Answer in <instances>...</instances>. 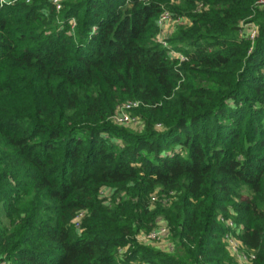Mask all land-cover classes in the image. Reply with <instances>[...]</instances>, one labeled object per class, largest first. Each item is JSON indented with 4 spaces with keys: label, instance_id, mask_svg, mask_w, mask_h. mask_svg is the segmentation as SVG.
Returning <instances> with one entry per match:
<instances>
[{
    "label": "trees",
    "instance_id": "trees-1",
    "mask_svg": "<svg viewBox=\"0 0 264 264\" xmlns=\"http://www.w3.org/2000/svg\"><path fill=\"white\" fill-rule=\"evenodd\" d=\"M60 6L0 0V264H264V2Z\"/></svg>",
    "mask_w": 264,
    "mask_h": 264
},
{
    "label": "built area",
    "instance_id": "built-area-1",
    "mask_svg": "<svg viewBox=\"0 0 264 264\" xmlns=\"http://www.w3.org/2000/svg\"><path fill=\"white\" fill-rule=\"evenodd\" d=\"M4 0H2L3 2ZM27 2H30L31 0H26ZM62 0H54L55 3L58 4V9H60V2ZM260 3L264 2V0H259ZM172 15L169 12L163 13L161 19H160V26L162 29V33L158 36V41L163 43L165 47L168 46V43H166V28L167 25L173 21ZM182 21L181 18H178L174 20V24ZM73 27L75 26V20L73 19L71 21ZM165 32V33H164ZM248 32L250 33V37L254 38L257 34V29L254 27H251L248 29ZM170 56L173 58L179 59L180 61H184L185 55L183 53L175 50L170 49L169 51ZM140 107V103L138 102H129L127 104H124L123 106L119 107L117 113L112 118V121L118 125H123L127 127H139L140 126V119L133 115V111L138 109ZM227 227L229 228V232L224 236V242L226 244V248L228 252L230 253L231 257L235 258L240 264H252V262L255 260V255L252 253L246 252L242 242L233 234V231L235 233L236 225L233 221L227 220L225 221ZM169 235V228L166 225H161L158 229L150 232L147 235L138 237L139 241L144 244L157 246L158 248L162 249L163 251H173L174 246L168 239ZM131 264H148L146 262H133Z\"/></svg>",
    "mask_w": 264,
    "mask_h": 264
},
{
    "label": "rangeland",
    "instance_id": "rangeland-1",
    "mask_svg": "<svg viewBox=\"0 0 264 264\" xmlns=\"http://www.w3.org/2000/svg\"><path fill=\"white\" fill-rule=\"evenodd\" d=\"M1 2H2V0H1ZM181 18H182V22H185V23H188L189 22V18L188 17H185V18L184 17H181ZM174 20H176V18H173L171 20V21H173V22H171V24H173V26H174ZM173 32H174V30L172 32H170L169 34H166V35L171 36L173 34ZM139 128L140 127H133V128L132 127H128V130L133 131V132H140ZM109 196H110V190L109 189H106L105 192H104V194H103V197L106 198V197H109ZM155 247H157V246L155 245Z\"/></svg>",
    "mask_w": 264,
    "mask_h": 264
},
{
    "label": "crops",
    "instance_id": "crops-1",
    "mask_svg": "<svg viewBox=\"0 0 264 264\" xmlns=\"http://www.w3.org/2000/svg\"><path fill=\"white\" fill-rule=\"evenodd\" d=\"M173 31V24L169 23L166 28V33L169 34Z\"/></svg>",
    "mask_w": 264,
    "mask_h": 264
}]
</instances>
